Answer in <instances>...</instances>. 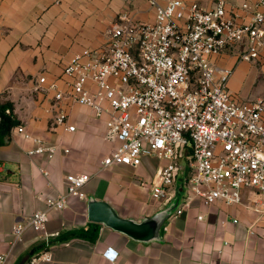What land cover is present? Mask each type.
<instances>
[{
  "label": "crops",
  "instance_id": "0c3cea01",
  "mask_svg": "<svg viewBox=\"0 0 264 264\" xmlns=\"http://www.w3.org/2000/svg\"><path fill=\"white\" fill-rule=\"evenodd\" d=\"M56 1L0 0V101L2 108L11 109L16 122L0 146V253L10 250L15 225L45 210L47 198H57L66 190L68 175L85 173L92 176L84 189L86 198H70L66 209L50 212L44 231L27 230L11 254V264H30L44 253L51 262L35 264H110L104 257L109 248L118 253L114 264H264V217L250 208L255 193L250 189L243 191L239 205L207 206L182 184L183 213L166 223L160 242H134L89 221V196L108 202L121 217L139 222L164 209L168 203L153 188L168 162L148 157L138 167L103 168L102 160L120 145L105 139V121L85 106L70 101L56 104L46 87L36 90L37 79L45 76L46 86L56 83L66 91L71 80L63 71L75 54L107 46L110 27L121 14L153 24L155 12L145 0ZM183 1L211 8L217 0ZM246 1L227 0L241 23L250 20L240 9ZM243 49L244 45L235 46L214 60L232 71L230 92L239 100H250L252 86L264 80V54L259 61L247 62L240 58ZM262 98L264 93L255 100ZM59 109L67 113L75 132L54 125ZM36 139L57 146V154L52 159L29 156Z\"/></svg>",
  "mask_w": 264,
  "mask_h": 264
},
{
  "label": "built area",
  "instance_id": "2783aa9c",
  "mask_svg": "<svg viewBox=\"0 0 264 264\" xmlns=\"http://www.w3.org/2000/svg\"><path fill=\"white\" fill-rule=\"evenodd\" d=\"M145 1L155 12L153 24L121 14L110 27L107 46L85 49L66 64L63 72L71 80L66 91L56 83L46 86L45 76L37 79L36 90L46 87L56 104L70 101L85 106L105 121V139L120 145L102 160L103 168L138 167L148 157L166 160L153 188L161 200L169 203L175 197L177 181L207 206L239 205L243 191L250 189L258 196L250 208L264 217V98L237 99L229 90L232 71L214 60L238 45H244L242 60H260L264 0H248L240 7L248 13L247 23L238 21L227 0H217L211 8L183 0ZM4 110L13 118L11 109ZM54 125L76 131L63 109ZM18 132L23 134L24 128ZM34 143L29 156L52 159L57 154V146L41 139ZM185 170L187 178L182 179ZM41 172L48 176L46 170ZM91 179L85 173L68 175L63 193L47 198L45 210L12 228L13 242L8 252L0 253V264H11V254L27 230H45L50 212L66 209L70 198L85 199ZM184 201L171 218L182 215ZM104 257L114 264L118 253L109 248ZM51 260L44 253L30 264Z\"/></svg>",
  "mask_w": 264,
  "mask_h": 264
},
{
  "label": "water",
  "instance_id": "95a60500",
  "mask_svg": "<svg viewBox=\"0 0 264 264\" xmlns=\"http://www.w3.org/2000/svg\"><path fill=\"white\" fill-rule=\"evenodd\" d=\"M182 189V184L179 183L176 195L168 205L153 216L143 218L140 222L121 217L108 202L89 196L87 201L88 219L123 234L134 242L142 244L160 242L162 241L163 227L183 204L184 191Z\"/></svg>",
  "mask_w": 264,
  "mask_h": 264
},
{
  "label": "trees",
  "instance_id": "16d2710c",
  "mask_svg": "<svg viewBox=\"0 0 264 264\" xmlns=\"http://www.w3.org/2000/svg\"><path fill=\"white\" fill-rule=\"evenodd\" d=\"M0 116L2 117V123L0 124V146L4 144V139L10 135L12 129L15 127L16 122L11 117L5 114L3 108L0 109Z\"/></svg>",
  "mask_w": 264,
  "mask_h": 264
},
{
  "label": "rangeland",
  "instance_id": "374dc122",
  "mask_svg": "<svg viewBox=\"0 0 264 264\" xmlns=\"http://www.w3.org/2000/svg\"><path fill=\"white\" fill-rule=\"evenodd\" d=\"M263 81L264 80H260L259 82H257L255 85L252 86V89L250 90V92L248 94L250 100H255V99H257V96L258 95H261L262 93H264V90H263L264 89V82ZM241 97L243 98V96H241ZM181 165H182L183 168L186 169L187 162L186 161H183L181 163ZM180 178H182V179L187 178V172H186V170L180 173ZM253 199L254 200H257L258 199V196H257L256 193H254Z\"/></svg>",
  "mask_w": 264,
  "mask_h": 264
}]
</instances>
